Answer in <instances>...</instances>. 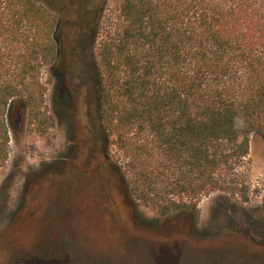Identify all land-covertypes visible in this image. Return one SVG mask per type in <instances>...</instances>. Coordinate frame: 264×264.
I'll return each mask as SVG.
<instances>
[{
    "label": "trees",
    "instance_id": "16d2710c",
    "mask_svg": "<svg viewBox=\"0 0 264 264\" xmlns=\"http://www.w3.org/2000/svg\"><path fill=\"white\" fill-rule=\"evenodd\" d=\"M53 27L34 0H0V169L13 101L46 127ZM91 35L95 137L135 206L196 224L203 197L247 203L238 167L251 134L264 144V0H98Z\"/></svg>",
    "mask_w": 264,
    "mask_h": 264
},
{
    "label": "rangeland",
    "instance_id": "374dc122",
    "mask_svg": "<svg viewBox=\"0 0 264 264\" xmlns=\"http://www.w3.org/2000/svg\"><path fill=\"white\" fill-rule=\"evenodd\" d=\"M87 41L90 53L81 67L75 65V99L67 111L75 113V154L88 142V116L96 115L99 105L91 80L92 37ZM42 77L48 89L43 104L48 131L28 126L20 100L7 113L9 158L0 169V264H264V144L258 136H249V153L238 167L247 203L239 193L216 192L199 202L196 224L184 214L159 217L135 206L112 165V151L95 157L96 164L108 162L96 172L103 179L90 184L78 177L82 156L75 171L62 173L56 160L62 108L56 88L47 85L49 68ZM237 128L242 131L241 121Z\"/></svg>",
    "mask_w": 264,
    "mask_h": 264
},
{
    "label": "flooded vegetation",
    "instance_id": "af4514ba",
    "mask_svg": "<svg viewBox=\"0 0 264 264\" xmlns=\"http://www.w3.org/2000/svg\"><path fill=\"white\" fill-rule=\"evenodd\" d=\"M82 2L81 0H46L40 5L46 9L53 20L52 38L57 49L56 61L49 67L51 78L47 80L48 86L50 85L52 89L56 88L58 106L62 108L57 120L61 133L60 144L57 147V165L59 164L62 168V173L67 172L68 168L71 169L69 172L75 171V165L78 163L77 159L82 156L81 159L79 158L82 166L81 168L77 167L78 177L87 178L88 180L83 181L91 184L93 179H103L105 177V175H96V172L104 168L108 162L102 160L97 164L95 163L96 154H105L104 145H99L101 143L97 142L95 137V113L88 116L89 119L86 124L87 133L89 134L88 142L84 143V148L78 146L75 154V113H70L75 99V65L81 67L85 55L88 57L90 53V41H87V37L90 39L92 37L91 24L95 18L97 7L96 0H82ZM84 4L90 7L86 11ZM64 105L67 106L66 110H64ZM45 116L46 127L43 132L48 131L50 128L46 110ZM63 176L67 175L63 174ZM75 182L78 183V181Z\"/></svg>",
    "mask_w": 264,
    "mask_h": 264
}]
</instances>
